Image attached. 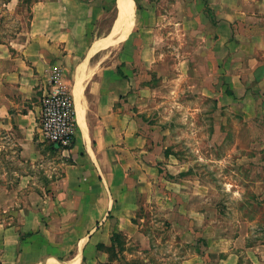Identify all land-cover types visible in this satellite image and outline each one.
Listing matches in <instances>:
<instances>
[{
	"label": "crops",
	"instance_id": "obj_1",
	"mask_svg": "<svg viewBox=\"0 0 264 264\" xmlns=\"http://www.w3.org/2000/svg\"><path fill=\"white\" fill-rule=\"evenodd\" d=\"M111 1L116 5V0H32L26 25L0 39V264H116L126 254L127 260L137 256L143 264H157L149 256L151 239L136 222L141 200L159 204L166 218L169 210L179 217L173 239L181 249L174 247L165 255L167 261L161 257L158 264L170 258L177 264H226L223 257L230 255L219 248L224 228L207 217L206 205L203 216L185 214L192 195L185 183L191 180L178 177L189 168L152 135L154 126L142 122L140 109L134 108L138 95L165 99L182 92L184 82L195 99L213 98L211 79L198 86V73L180 60L175 77L155 90H137L126 70L133 64L131 35L119 51L126 58L124 74L112 63L98 70L91 64L92 51L107 36L92 50V23H99ZM195 1L200 10L187 18L190 28L198 30L191 23L198 24L211 8V46L231 59L226 72L230 88L226 84L215 98L240 102V111L250 119L258 117L264 129V22L258 21L264 20V0ZM117 11L107 35L114 31ZM150 17L148 11L142 22L149 26ZM134 24L132 30L137 29ZM217 58L216 67L223 65L224 55ZM55 70L75 109L74 141L67 148L47 141L40 128L41 100ZM166 85L171 89L167 94ZM188 109L194 115L202 112L197 105ZM161 165L174 180L159 172ZM262 165L260 177L253 170V181L264 188V161ZM114 232L125 246L134 243V252L116 242L115 251H108ZM201 243L206 245L200 248ZM255 252L247 251V256L257 259Z\"/></svg>",
	"mask_w": 264,
	"mask_h": 264
},
{
	"label": "rangeland",
	"instance_id": "obj_2",
	"mask_svg": "<svg viewBox=\"0 0 264 264\" xmlns=\"http://www.w3.org/2000/svg\"><path fill=\"white\" fill-rule=\"evenodd\" d=\"M10 1L0 0L2 40L10 38L15 31L25 26L30 14L32 0L16 3ZM113 4L112 1L107 3L104 17L98 24L92 23V50L102 38L107 36L108 39H115L120 32L122 4L120 0H116V5ZM197 4L195 0L134 1L133 15L126 34L122 35L119 42H110L107 39L109 42L104 48L100 46L93 50L91 64L96 65L98 70L108 64H116L119 73L124 74L126 58L119 56V51L126 36L131 35L134 46L129 52V58L133 64L126 70L134 79L137 90L144 87L155 90L163 80L175 77V67L179 65L180 60H185L187 68L198 73V86L207 84L211 79L214 95L209 99L212 102L209 99L192 97L186 90L187 83L184 82L181 83L182 92L175 96L170 93L171 96L165 99L159 96L138 95L134 108L140 109L138 116L142 122L154 126L150 128L152 135L161 139L168 152L178 154V162L189 168L188 172L178 177L191 180L185 183L192 192L188 200L190 209L185 214L190 217L203 216L206 205L207 217L212 221H219L216 223L225 231L224 243L219 244V248L221 246L224 250L222 253L230 256L227 259L226 256L223 257L224 262L264 264V188L262 185L256 186L253 181V170L255 177H260L262 172L264 148L260 147L264 143V129L257 124L258 117L250 119L240 111V102L235 103L233 100L231 103L215 98L220 96L219 93L223 92L222 88H225L226 84V88H230L226 72L230 70L231 59L224 50L220 52L211 46L209 31L214 25L211 8L202 13L198 24L191 23L196 28L199 27L198 30L190 28L187 18L189 21L192 13L199 12L200 7ZM199 4L203 9L201 2ZM116 9L119 13L116 21L114 20L113 30H119H116L117 34L112 31L107 35ZM148 11L151 14L149 26L145 24L146 21L142 22ZM258 21L260 25L263 24V17ZM134 22V26L137 25L136 30H132ZM216 55L217 61L224 55L223 65L216 67ZM135 61L140 64L136 65ZM205 75L212 78L205 80ZM170 91V86L166 85V94ZM192 105L201 106L202 112L191 114L188 107ZM252 120L256 123H250ZM165 170L164 165L159 167V172L165 174L166 179L174 180L169 173H164ZM166 192L171 196L169 191ZM150 199L152 200V196ZM141 203L136 211V222L138 228L151 239L149 256L158 264L161 262L159 259L171 254L174 247L181 249L178 240L173 239L179 228L174 225V222L178 221L174 220L179 217L173 210H169L170 218H166L163 215L164 209L155 202L141 200ZM246 232L245 240L240 239L239 236ZM119 238L120 249L126 247L130 252H134V243H129L127 247L121 236ZM205 245L201 243L199 246L203 248ZM255 249L257 259L249 258L247 251L252 255ZM108 251L113 252L112 248ZM123 257L118 259L116 264H143L137 256L128 260L127 254ZM174 260L168 259L167 264H177ZM217 262L220 263L219 259Z\"/></svg>",
	"mask_w": 264,
	"mask_h": 264
},
{
	"label": "built area",
	"instance_id": "obj_3",
	"mask_svg": "<svg viewBox=\"0 0 264 264\" xmlns=\"http://www.w3.org/2000/svg\"><path fill=\"white\" fill-rule=\"evenodd\" d=\"M55 70L51 88L41 100L40 128L43 137L61 148L70 147L75 135V109L73 99Z\"/></svg>",
	"mask_w": 264,
	"mask_h": 264
},
{
	"label": "bare ground",
	"instance_id": "obj_4",
	"mask_svg": "<svg viewBox=\"0 0 264 264\" xmlns=\"http://www.w3.org/2000/svg\"><path fill=\"white\" fill-rule=\"evenodd\" d=\"M121 1V4H122V7H121V13H120V24H121V29H120V32L118 33V35L116 36L115 39H108L106 38L104 40V45L103 43L101 44V47L102 46H105V44L107 42H109L108 40H110V42H113V41H120L121 40V37L122 35L126 32L127 30V24L129 23L132 15H133V10H134V0H120ZM117 31L119 30V28L116 29ZM116 30L113 31L112 33H116ZM117 34V33H116ZM108 39V40H107ZM109 44V43H108ZM114 44V43H113ZM90 54V53H89ZM100 61V60H99ZM94 66V65H93ZM90 69V68H89ZM89 72V71H88ZM80 77V76H79ZM89 77V76H88Z\"/></svg>",
	"mask_w": 264,
	"mask_h": 264
},
{
	"label": "trees",
	"instance_id": "obj_5",
	"mask_svg": "<svg viewBox=\"0 0 264 264\" xmlns=\"http://www.w3.org/2000/svg\"><path fill=\"white\" fill-rule=\"evenodd\" d=\"M119 234V235H118ZM121 236V234L120 233H113V235H112V245H110V246H106V249L108 250L109 248H112V250H114L113 249V242H116V245L118 246V247H120L121 248V246L119 245L120 244V237Z\"/></svg>",
	"mask_w": 264,
	"mask_h": 264
},
{
	"label": "water",
	"instance_id": "obj_6",
	"mask_svg": "<svg viewBox=\"0 0 264 264\" xmlns=\"http://www.w3.org/2000/svg\"><path fill=\"white\" fill-rule=\"evenodd\" d=\"M118 9H120V8H118ZM118 13H119V11H117V15H118Z\"/></svg>",
	"mask_w": 264,
	"mask_h": 264
}]
</instances>
